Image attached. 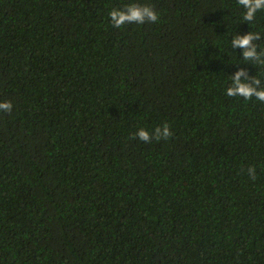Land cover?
<instances>
[{
	"label": "trees",
	"instance_id": "16d2710c",
	"mask_svg": "<svg viewBox=\"0 0 264 264\" xmlns=\"http://www.w3.org/2000/svg\"><path fill=\"white\" fill-rule=\"evenodd\" d=\"M130 2L159 20L112 27ZM240 15L0 0V264H264V103L223 94L240 69L264 87L231 47L259 32L264 51V10Z\"/></svg>",
	"mask_w": 264,
	"mask_h": 264
},
{
	"label": "clouds",
	"instance_id": "9594fccd",
	"mask_svg": "<svg viewBox=\"0 0 264 264\" xmlns=\"http://www.w3.org/2000/svg\"><path fill=\"white\" fill-rule=\"evenodd\" d=\"M237 7L241 10L240 19L243 22L251 24L257 12L264 10V0H236ZM109 23L114 28H120L125 24L142 25L146 21L156 23L159 20V13L149 4H140L130 2L123 7L113 8L108 12ZM260 38L259 32H248L243 36L236 35L231 40L233 49L242 50V58L245 61H251L258 65H264V51L257 52V47L252 42ZM230 83L224 86V95L227 97H241L244 101L254 99L257 102L264 103V87L261 86V80L256 77H249L243 69L236 71L229 76ZM12 103L10 101H0V112H10ZM136 137L148 143L152 139H166L171 133L167 124L156 127L151 133L144 128H140L135 133ZM248 175L255 179L254 169H248Z\"/></svg>",
	"mask_w": 264,
	"mask_h": 264
}]
</instances>
